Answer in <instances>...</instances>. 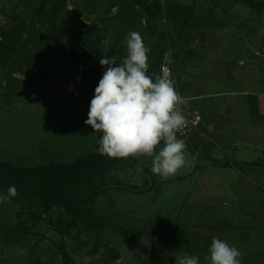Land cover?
<instances>
[{"label":"rangeland","instance_id":"rangeland-1","mask_svg":"<svg viewBox=\"0 0 264 264\" xmlns=\"http://www.w3.org/2000/svg\"><path fill=\"white\" fill-rule=\"evenodd\" d=\"M209 10L232 17L242 33L264 31V0H195V13ZM130 32L150 49L155 80L166 51H180L166 0H0V195L11 185L19 193L0 203V264H64L63 254L75 264H175L185 253L206 264L214 238L249 264L248 238L233 222L217 229L200 185L187 182L191 163L162 180L151 157L97 151L101 134L84 121L104 72L99 61L121 62ZM105 160L103 171L78 180L81 169ZM67 171L78 174L67 192L39 196L18 181Z\"/></svg>","mask_w":264,"mask_h":264},{"label":"crops","instance_id":"crops-1","mask_svg":"<svg viewBox=\"0 0 264 264\" xmlns=\"http://www.w3.org/2000/svg\"><path fill=\"white\" fill-rule=\"evenodd\" d=\"M166 4L185 109L202 118L186 140L187 160L198 154L187 182L200 185L198 197L214 207L217 229L233 222L248 238V263L264 264V31L248 35L232 17L195 13V0ZM226 159L239 167H224Z\"/></svg>","mask_w":264,"mask_h":264},{"label":"clouds","instance_id":"clouds-1","mask_svg":"<svg viewBox=\"0 0 264 264\" xmlns=\"http://www.w3.org/2000/svg\"><path fill=\"white\" fill-rule=\"evenodd\" d=\"M127 55L118 63L115 56H105L99 63L102 78L90 101L88 118L84 121L100 133L97 151L110 158H152L150 170L162 180L174 176L198 154L186 159V144L177 133L187 126L181 107L186 99L178 94L174 81L167 75L147 74L148 53L138 32L126 38ZM157 151V147L161 145ZM15 185L0 195V203L18 196ZM242 253L226 241L214 238L204 256L206 264H241ZM175 264H200L196 255L183 254Z\"/></svg>","mask_w":264,"mask_h":264},{"label":"trees","instance_id":"trees-1","mask_svg":"<svg viewBox=\"0 0 264 264\" xmlns=\"http://www.w3.org/2000/svg\"><path fill=\"white\" fill-rule=\"evenodd\" d=\"M104 158V155H102ZM96 158H100V157H93L92 159H96ZM224 167H228V168H238V164L234 161H230L228 159L224 160ZM108 165L107 160H105V162H102V164H98L89 168L81 169L79 172V177L77 176L78 174H73L70 171H67L66 173H57L54 174L48 178L40 176V175H33L32 177L28 178L26 177V179H22V180H18L22 185H29V186H36L34 187V189L36 190V193L39 196H43L46 193H48L49 191L51 192H60L62 191V189L65 187V191H68L67 185L68 182L71 180V178H76L78 177V180L82 181V180H86L90 175L94 174V170L95 171H103V169ZM18 174H22V173H38V170H34V171H21V170H15ZM40 171V170H39ZM67 188V189H66ZM60 199H62V201L65 199L64 196L61 194V196L57 197L55 200L53 201H60ZM41 201L44 202V198L41 197ZM60 225L63 223L61 222V220L58 222ZM74 226L73 223V219L70 222V226L69 228H72ZM55 230L62 234L61 232V228L59 227H55ZM63 262L64 264H75L74 261L67 255V254H63ZM162 264H166L165 262H163Z\"/></svg>","mask_w":264,"mask_h":264},{"label":"built area","instance_id":"built-area-1","mask_svg":"<svg viewBox=\"0 0 264 264\" xmlns=\"http://www.w3.org/2000/svg\"><path fill=\"white\" fill-rule=\"evenodd\" d=\"M175 64H176V60L175 57L173 56L172 49L171 50L169 49L161 58L158 67V76L167 75L170 79H172L174 81V87L176 91L180 96L183 97L179 88V81L175 72ZM180 107L182 114L185 116L187 120V126L177 133V137L179 139L187 140L188 137L191 135V133L200 129V126L202 124V118L198 114L192 115L186 112L185 104Z\"/></svg>","mask_w":264,"mask_h":264}]
</instances>
